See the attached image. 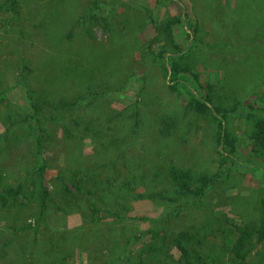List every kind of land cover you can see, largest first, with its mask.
Segmentation results:
<instances>
[{"label":"rangeland","instance_id":"1","mask_svg":"<svg viewBox=\"0 0 264 264\" xmlns=\"http://www.w3.org/2000/svg\"><path fill=\"white\" fill-rule=\"evenodd\" d=\"M19 1L21 14L17 20L0 6V80L3 86L10 87L9 103L23 108L29 105L27 89L16 78L20 57H25L34 69L31 82L39 91L45 86L41 74L51 72L49 64L54 56L83 58L85 69L115 70L111 84L115 88L107 98L117 109L135 102L141 104L150 122L147 138L151 156L162 149L169 154V163L210 174L223 171L224 183L211 187L206 196L208 208H193L191 219L200 221L206 212L220 216L223 231L215 239L231 244L236 230L228 224L227 217L237 223L258 218L264 198V154L252 151L249 118L253 113L264 116V0ZM104 3L113 7L106 9ZM89 9L112 23V34L102 23L93 24L85 19ZM182 13H186L191 27L171 22ZM164 25L168 26L167 32L163 31ZM71 31V38L63 42V36ZM162 49L169 52L182 49L180 61L191 67L174 89L169 86L171 81L165 75L164 63L154 62ZM212 87L215 95L222 96V105L231 108L239 104L237 111L227 118L228 128L237 138V151L226 160L215 142L214 116L200 115L189 107L193 93L205 97ZM6 114V104L0 103V133L7 126ZM164 116L175 119L177 124L173 135L163 141L157 137V122ZM91 144L88 140L86 153H91ZM49 155L46 179L51 188L65 156L59 150L54 151V159L51 152ZM241 160L249 166L240 163ZM141 190L149 194L155 187ZM0 209L1 243L12 229L8 227L10 216L2 213L1 206ZM51 209L50 202L46 223L36 220L32 207L19 211L27 228L23 237L19 236L17 243L8 249L6 258L0 257V264L98 263L90 252L74 248L62 236L67 229L82 224V215L62 211L51 214ZM164 210L161 201L135 200L127 212V224L140 235ZM107 221L114 222L111 218ZM34 238H39L36 247ZM148 239V235L140 237L135 249ZM62 251L69 256L65 263ZM173 254L177 259L180 257L176 248Z\"/></svg>","mask_w":264,"mask_h":264},{"label":"trees","instance_id":"2","mask_svg":"<svg viewBox=\"0 0 264 264\" xmlns=\"http://www.w3.org/2000/svg\"><path fill=\"white\" fill-rule=\"evenodd\" d=\"M0 6L19 19V0H2ZM102 6L113 7L106 3ZM88 13L85 19L102 23L112 34L114 26L108 19L90 9ZM171 22L192 26L186 13L173 17ZM167 28L164 25L163 31L167 32ZM71 36L72 31L62 41ZM182 54V49H162L154 60L164 63L173 89L191 68L180 61ZM50 65L51 72L41 74L45 86L39 91L32 85L35 74L29 61L25 57L18 59L16 78L27 89V108L8 102L10 87L3 86L0 80V103L7 106V126L0 133V206L2 213L10 216L8 227L12 229L2 238L0 257L6 258L8 249L25 233V217L19 211L32 207L36 220L45 222L51 202V214L62 211L82 215V224L67 229L62 236L74 248L90 252L97 264H264V198L258 218L237 223L227 217L236 238L231 244L218 242L215 238L223 231V219L206 212L202 220L196 221L190 214L193 208H208L206 196L211 187L224 183L223 171L210 174L169 163V154L162 149L151 156L147 138L150 122L141 104L135 102L117 109L107 98L115 88L111 85L115 70L85 69L83 58L70 56L51 57ZM221 101L222 96L215 95L212 87L205 97L193 93L189 107L200 115L214 116L215 142L226 160L237 151V138L229 130L227 118L239 104L229 108ZM249 120L252 151L262 155L264 116L253 113ZM176 124L170 116L160 119L159 140L171 137ZM88 140L92 143L91 153L85 152ZM55 150L65 157L50 188L46 173L49 153L54 159ZM239 162L249 166L243 160ZM150 186L155 190L149 194L141 190ZM142 198L161 201L165 210L139 235L135 227L127 224V212L133 201ZM109 218L114 222L108 223ZM146 235L148 241L135 249L136 242ZM38 239L34 238L35 247ZM174 248L180 251L178 259ZM68 258L62 251L64 263Z\"/></svg>","mask_w":264,"mask_h":264}]
</instances>
